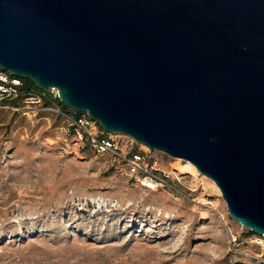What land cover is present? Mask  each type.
<instances>
[{
  "label": "water",
  "instance_id": "obj_1",
  "mask_svg": "<svg viewBox=\"0 0 264 264\" xmlns=\"http://www.w3.org/2000/svg\"><path fill=\"white\" fill-rule=\"evenodd\" d=\"M0 70L189 162L264 239V0H0Z\"/></svg>",
  "mask_w": 264,
  "mask_h": 264
},
{
  "label": "rangeland",
  "instance_id": "obj_2",
  "mask_svg": "<svg viewBox=\"0 0 264 264\" xmlns=\"http://www.w3.org/2000/svg\"><path fill=\"white\" fill-rule=\"evenodd\" d=\"M57 107L0 108V264H264L260 236L186 161L150 151L148 189L80 152Z\"/></svg>",
  "mask_w": 264,
  "mask_h": 264
},
{
  "label": "built area",
  "instance_id": "obj_3",
  "mask_svg": "<svg viewBox=\"0 0 264 264\" xmlns=\"http://www.w3.org/2000/svg\"><path fill=\"white\" fill-rule=\"evenodd\" d=\"M22 82L19 78L0 70V108H11L18 110L20 107H10V101L17 99L19 96L24 97L21 100V106L25 107H42L44 100L50 101L52 104L58 100V92L56 89H49L47 92H31L26 94L20 93ZM56 113L64 118L67 125L66 132L72 134L74 143L79 147L86 145L95 155L109 156V158L128 167L131 172L136 173L138 181L143 183H154L156 177L153 175L155 171L156 161L152 160L151 152H134L133 145L136 143L126 136H116L102 132L98 124L91 120L87 115L80 116L70 115L61 112L57 107ZM119 137V138H116ZM122 138L126 139L121 140ZM147 188V186H144ZM260 243H264V239L259 237Z\"/></svg>",
  "mask_w": 264,
  "mask_h": 264
},
{
  "label": "trees",
  "instance_id": "obj_4",
  "mask_svg": "<svg viewBox=\"0 0 264 264\" xmlns=\"http://www.w3.org/2000/svg\"><path fill=\"white\" fill-rule=\"evenodd\" d=\"M19 79L22 82V87L19 90L20 93H23V94L27 95L28 93H31V92H40V90L32 82H30L29 80L22 79V78H19ZM23 97H24L23 95L19 96L17 99L10 101L8 105L10 107H20L21 106V100H22ZM55 104L58 105V108L60 109L61 112L68 113V114L74 115L76 117L82 115V114L75 113L71 109H69L66 106L62 105L59 102V100H56L54 102V104H52L48 100H44V102L42 104V107H50L51 105H55ZM65 129H67V125H66ZM67 134H68V136H70L72 138V134L71 133H67ZM79 151L84 153V154L85 153H90V152L93 153L86 145L80 146L79 147Z\"/></svg>",
  "mask_w": 264,
  "mask_h": 264
},
{
  "label": "bare ground",
  "instance_id": "obj_5",
  "mask_svg": "<svg viewBox=\"0 0 264 264\" xmlns=\"http://www.w3.org/2000/svg\"><path fill=\"white\" fill-rule=\"evenodd\" d=\"M182 168V169H181ZM181 171H187L191 175H195L197 173V170L194 168L193 165H191L189 162L185 163L184 167H181ZM144 186H147L148 189H154L155 185L153 183H143ZM215 185V184H214Z\"/></svg>",
  "mask_w": 264,
  "mask_h": 264
}]
</instances>
